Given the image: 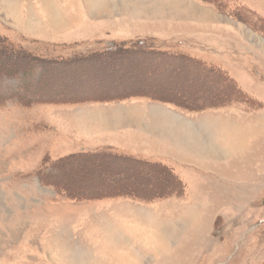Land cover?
Listing matches in <instances>:
<instances>
[{"label":"rangeland","instance_id":"1","mask_svg":"<svg viewBox=\"0 0 264 264\" xmlns=\"http://www.w3.org/2000/svg\"><path fill=\"white\" fill-rule=\"evenodd\" d=\"M97 1L0 0V264H264V19L235 0ZM150 110L210 153L166 144ZM82 155L61 183L121 174L102 191L134 195L39 181Z\"/></svg>","mask_w":264,"mask_h":264},{"label":"trees","instance_id":"2","mask_svg":"<svg viewBox=\"0 0 264 264\" xmlns=\"http://www.w3.org/2000/svg\"><path fill=\"white\" fill-rule=\"evenodd\" d=\"M249 13L252 14V12L248 9H246ZM111 49H107V52H113V51H110ZM102 53H98L97 55H101ZM95 55V54H94ZM166 58L168 59H165L167 62L169 63H175L176 66L178 65H184V63H186L187 65H195L197 68L200 69V71L202 70V72L204 71H211V72H214L213 68H211L210 66H205L203 64H199L197 61H192L191 59H188L187 57L185 58H181V57H167L165 56ZM164 60V59H163ZM183 62V63H182ZM178 64V65H177ZM13 73L16 72L15 69L12 71ZM149 82V81H148ZM225 82H226V85H228L230 88L234 89L233 85L235 86V91L239 94H241L242 92H240V90L236 87L235 85V82L231 79V78H228L226 77L225 79ZM157 85V84H156ZM150 90L152 89V85H150ZM149 86L147 87L149 89ZM155 87V85H154ZM156 90L155 91H152V92H158L160 94V92L157 90L159 89V87L155 88ZM167 92V91H166ZM168 93V92H167ZM173 93V92H172ZM243 94V93H242ZM159 98V97H158ZM1 99V98H0ZM160 100H166V101H172L173 102V99H175L174 96H171V97H163L161 96L159 98ZM172 99V100H170ZM97 155V154H96ZM96 155H90L91 157L93 156H96ZM104 154L103 153H100L99 156H103ZM114 158L117 157V158H120L122 159L121 161H123V157H120V156H113ZM85 159H88V158H85V155H82L81 157L80 156H74V157H71V158H63L59 161H57L54 166L52 167L53 170H56L57 173L56 174H46L44 175L43 171L42 170H39L38 173L36 174L39 181L45 185H49V186H52L53 188H55L57 191L61 192L62 194L66 195L67 197H69L71 200H90V199H98L100 197H115V196H126V195H134V194H130L128 191H106V190H103L101 189V185L104 186L103 183H106V180H108V182L111 183V179H113V182L114 181H117V182H120L122 180L125 179L124 175H121V174H114V173H111V174H107L108 177L106 176L103 180H101L100 178V186H99V189H96L95 191L92 190V191H89V193H86L85 191L88 190L89 188V184L85 186H82L84 187V190L83 188L82 189H77L73 186H71L70 184H65V183H61V181H59L57 178L60 176L61 174V171L63 170L62 167L63 166H67V165H72L73 163H76V162H79L80 160H82L83 162H85ZM93 160L95 159L92 158ZM91 159V160H92ZM116 160V159H114ZM118 161V160H117ZM139 162H142V161H139ZM57 164V165H56ZM144 166H147V167H150V168H153L154 166L156 165H149L148 163L146 162H143L142 163ZM158 165V164H157ZM82 171L84 172L85 170H87L88 168V165H86L85 163H83L82 165ZM159 167H162V165H158ZM59 171V172H58ZM113 174V175H112ZM91 177V176H88V178ZM121 177V178H120ZM109 178H110V181H109ZM107 187H110L112 185V183L109 185V184H106ZM88 187V188H87Z\"/></svg>","mask_w":264,"mask_h":264},{"label":"bare ground","instance_id":"3","mask_svg":"<svg viewBox=\"0 0 264 264\" xmlns=\"http://www.w3.org/2000/svg\"><path fill=\"white\" fill-rule=\"evenodd\" d=\"M99 1L101 2L102 0H99ZM4 2H5V4L8 3L7 0L6 1L4 0ZM93 3H94L95 7H97V8L99 7V2L97 0H94ZM189 10L191 11L192 7H189L187 13H183V14L189 16V13H190ZM194 15L196 16V13H194ZM209 15H211V14H209ZM192 85H193V83H192ZM171 89H173V88H171ZM172 92H173V90H172ZM146 119L149 120V121H148L147 127H144V128H146L147 130H150L148 128H152L153 129L154 127L155 128H160V129H163V130L165 129L169 133V134H166V135H171L172 136L171 137L172 140L175 141V140H177L179 138V139L183 140V142H181L179 144L187 143L189 145L188 147L190 148V150L189 149H184V150L186 152L190 153V154L196 153L195 151H200V150L204 152V151H206V149H208L207 147L205 148L203 145H202V147L200 146L201 142H198L199 139L197 137V134L195 135V133H194L195 130H194L193 127H190L188 124H186L184 122H180L178 120V118H175V116L171 115L170 113H166V112H162V111H160L159 113H156V112H152L150 110V112H148V115H147ZM137 120L138 119H136V118H132L128 122L132 124L133 122H135ZM134 125L136 126V123H134ZM146 129H145V131H146ZM175 137H177V139H175ZM194 144H196V146ZM208 153H210V152H208Z\"/></svg>","mask_w":264,"mask_h":264},{"label":"crops","instance_id":"4","mask_svg":"<svg viewBox=\"0 0 264 264\" xmlns=\"http://www.w3.org/2000/svg\"><path fill=\"white\" fill-rule=\"evenodd\" d=\"M235 1H237L239 4H240V2H244V4H245V6L244 5H242V4H240L241 5V7H244V8H246V9H248V10H250L252 13H255V15H257L258 17H261L262 19H264V17L262 16V15H258V14H261L260 12H262V10L258 7V6H260L261 4H263L264 3V0H261V1H258V0H235ZM258 3H259V5H258ZM251 4H254V5H251ZM248 7V8H247ZM262 8H263V6H261ZM250 8V9H249ZM258 13V14H257ZM229 71V70H228ZM231 71V70H230ZM230 73H232V72H230ZM230 76L231 77H233V76H235L236 78H234L233 77V79L235 80V81H239L240 82V79L239 78H237V76L235 75V74H230ZM165 138L167 139L166 140V144H172L173 143V141H172V139H171V136H169V135H165ZM169 141H171V142H169ZM198 142H200V140H198ZM175 144V146H177L178 147V150H183V151H181V152H183L185 155H195L194 153L193 154H190V153H188V152H186L184 149H189L190 150V148H187V147H185V148H183L180 144H178V143H174ZM201 147H202V144H201ZM206 148V147H205ZM196 152V154L197 153H202L203 151H195ZM209 151H207V149H206V151H204L203 153H205V154H209L208 153Z\"/></svg>","mask_w":264,"mask_h":264}]
</instances>
